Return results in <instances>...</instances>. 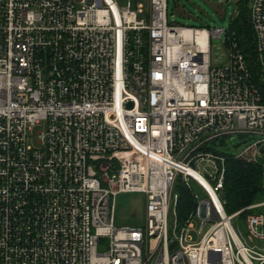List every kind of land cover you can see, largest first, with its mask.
<instances>
[{"label": "built area", "instance_id": "obj_1", "mask_svg": "<svg viewBox=\"0 0 264 264\" xmlns=\"http://www.w3.org/2000/svg\"><path fill=\"white\" fill-rule=\"evenodd\" d=\"M248 20L255 72L234 40L213 67L227 30L169 23L167 0H0V264H264V199L222 195L227 156L261 160L264 192V0ZM234 135L254 139L213 148ZM123 193L142 225L116 224Z\"/></svg>", "mask_w": 264, "mask_h": 264}, {"label": "rangeland", "instance_id": "obj_2", "mask_svg": "<svg viewBox=\"0 0 264 264\" xmlns=\"http://www.w3.org/2000/svg\"><path fill=\"white\" fill-rule=\"evenodd\" d=\"M238 1L239 0H167V19L169 23H174L176 25L197 28L222 27L228 30L231 20L237 14ZM118 3L124 4L125 0H118ZM142 3L145 9L146 2L142 1ZM249 4L250 0H247V6H249ZM145 15L146 10L143 12V17H145ZM225 40V34H222L221 38H210L209 59L213 67L224 65L229 61V54L224 45ZM43 128V125L33 127L28 134L30 144L38 145L36 142V134L40 130H43ZM253 139L254 137H240L238 135H234L231 138L220 137L215 143H212V145L218 152L237 155L241 153L246 145ZM189 186L199 197H204L206 195L204 189L192 178H189ZM115 204V219L117 225L137 226L144 223V195L142 193L119 194L116 196ZM260 211L264 213V206L260 207ZM244 218L241 219L238 215L233 220L240 232H244ZM193 222L195 228H199L200 221L198 219H193ZM206 229L207 225L204 224L202 232ZM192 235L196 240V233L192 232Z\"/></svg>", "mask_w": 264, "mask_h": 264}, {"label": "trees", "instance_id": "obj_3", "mask_svg": "<svg viewBox=\"0 0 264 264\" xmlns=\"http://www.w3.org/2000/svg\"><path fill=\"white\" fill-rule=\"evenodd\" d=\"M234 40L246 61L255 72V56L253 49V35L248 20L247 0L237 2V14L230 22L226 32V44ZM261 179V160L258 162L247 159L227 156L225 159V177L223 187L224 208L231 214L251 203L258 202L264 198ZM178 201L176 212L179 220H182L188 211L194 207V201L190 193L177 181ZM260 211V208L256 209ZM249 212L244 210L239 214L242 219Z\"/></svg>", "mask_w": 264, "mask_h": 264}, {"label": "water", "instance_id": "obj_4", "mask_svg": "<svg viewBox=\"0 0 264 264\" xmlns=\"http://www.w3.org/2000/svg\"><path fill=\"white\" fill-rule=\"evenodd\" d=\"M261 152H264V147L261 149ZM174 242L170 245V247H173L174 246ZM101 249H104V247H101Z\"/></svg>", "mask_w": 264, "mask_h": 264}]
</instances>
